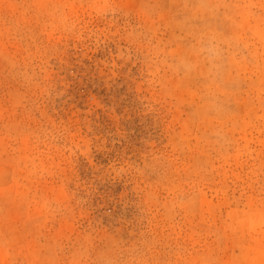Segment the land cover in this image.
Listing matches in <instances>:
<instances>
[{
  "label": "rangeland",
  "instance_id": "obj_1",
  "mask_svg": "<svg viewBox=\"0 0 264 264\" xmlns=\"http://www.w3.org/2000/svg\"><path fill=\"white\" fill-rule=\"evenodd\" d=\"M0 264H264V0H0Z\"/></svg>",
  "mask_w": 264,
  "mask_h": 264
}]
</instances>
